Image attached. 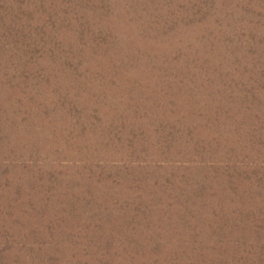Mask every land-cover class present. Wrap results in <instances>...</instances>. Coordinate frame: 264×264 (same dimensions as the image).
<instances>
[{
  "label": "rangeland",
  "instance_id": "rangeland-1",
  "mask_svg": "<svg viewBox=\"0 0 264 264\" xmlns=\"http://www.w3.org/2000/svg\"><path fill=\"white\" fill-rule=\"evenodd\" d=\"M0 264H264V0H0Z\"/></svg>",
  "mask_w": 264,
  "mask_h": 264
}]
</instances>
